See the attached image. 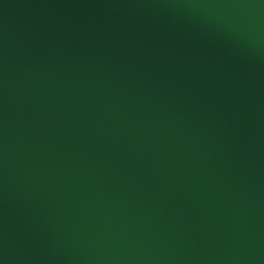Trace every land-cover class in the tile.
I'll return each instance as SVG.
<instances>
[{
	"label": "water",
	"instance_id": "water-1",
	"mask_svg": "<svg viewBox=\"0 0 264 264\" xmlns=\"http://www.w3.org/2000/svg\"><path fill=\"white\" fill-rule=\"evenodd\" d=\"M0 264H264V0H0Z\"/></svg>",
	"mask_w": 264,
	"mask_h": 264
}]
</instances>
